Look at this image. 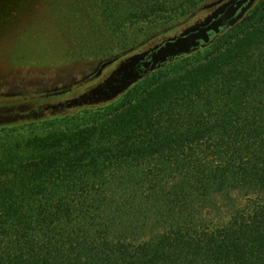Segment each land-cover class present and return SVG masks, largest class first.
I'll use <instances>...</instances> for the list:
<instances>
[{"label":"trees","instance_id":"trees-1","mask_svg":"<svg viewBox=\"0 0 264 264\" xmlns=\"http://www.w3.org/2000/svg\"><path fill=\"white\" fill-rule=\"evenodd\" d=\"M21 2L0 0V29ZM203 2L64 0L56 16L74 54L110 58ZM61 91L0 94V264H264V18L104 117L48 103Z\"/></svg>","mask_w":264,"mask_h":264},{"label":"rangeland","instance_id":"rangeland-1","mask_svg":"<svg viewBox=\"0 0 264 264\" xmlns=\"http://www.w3.org/2000/svg\"><path fill=\"white\" fill-rule=\"evenodd\" d=\"M64 0H27L20 3L21 10L12 13L14 21L0 29V94L20 93L37 94L45 89H61L51 104L66 103L89 90L106 78L123 58L141 52L163 39L178 35L184 28L198 20H202L207 12L204 2L188 17L180 18L135 49L129 50L102 66L115 57H100L94 54H74L68 41L61 35L58 27L56 9H60ZM264 0L258 2L246 13L245 18L235 27L219 36L210 45L200 48L187 58L173 59L163 67L149 73L136 83L134 88L126 91L115 100L96 106L100 110L81 113L83 121L104 117L120 111L129 101H133L143 91L162 80L172 77L189 67L202 63L217 51L222 50L238 37L251 30L264 18ZM39 95L35 96L37 98ZM30 98V96L28 97ZM1 100V99H0ZM49 125H38L34 132L42 133ZM30 130H20L15 133H28ZM6 135L5 132L0 136Z\"/></svg>","mask_w":264,"mask_h":264},{"label":"water","instance_id":"water-1","mask_svg":"<svg viewBox=\"0 0 264 264\" xmlns=\"http://www.w3.org/2000/svg\"><path fill=\"white\" fill-rule=\"evenodd\" d=\"M220 1L222 0H218ZM246 1L249 2L239 12H236L239 6ZM253 2L254 0H240L237 6L229 8H227L229 3H225L202 21L183 29L178 35L168 37L141 52L123 58L106 78L78 97L70 99L66 105L68 107L99 105L115 100L149 73L160 69L166 63L177 57L191 55L200 48L206 47L210 40L207 34L209 30L222 34L235 27L253 7ZM211 5L213 4H207L205 8ZM117 58L104 62L102 66Z\"/></svg>","mask_w":264,"mask_h":264},{"label":"flooded vegetation","instance_id":"flooded-vegetation-1","mask_svg":"<svg viewBox=\"0 0 264 264\" xmlns=\"http://www.w3.org/2000/svg\"><path fill=\"white\" fill-rule=\"evenodd\" d=\"M238 1H240V0H222V1H220V2H218V0H215V1H213L212 2V4L213 5H211L210 7H208V8H205L204 9V11H206L207 12V15L205 16V17H207L208 15H210V14H212V12L214 11V10H216L217 8H219V7H221L222 5H224L225 3H229L228 4V7L227 8H229V7H234V6H237V2ZM249 1H246V2H244V3H242L240 6H239V8L237 9V11L236 12H239L240 10H241V8L242 7H244L247 3H248ZM258 2V0H254V2H253V6L256 4ZM204 17V18H205ZM203 18V19H204ZM202 19V20H203ZM202 20H198V21H196V22H199V21H202ZM196 22H194V23H196ZM193 23V24H194ZM193 24H191V25H193ZM191 25H189V26H191ZM189 26H187V27H189ZM186 27V28H187ZM185 29V28H184ZM227 32V31H226ZM226 32H224V33H226ZM224 33H222V34H216L215 32H213L212 30H209L208 32H207V34H208V36H209V44L208 45H210L211 43H213L219 36H221V35H223ZM166 39V38H165ZM164 40V39H163ZM162 40V41H163ZM161 41V42H162ZM160 43V42H159ZM201 43H202V41H201ZM207 45V46H208ZM185 57V56H184ZM177 58H181V57H177ZM147 59V58H146Z\"/></svg>","mask_w":264,"mask_h":264}]
</instances>
